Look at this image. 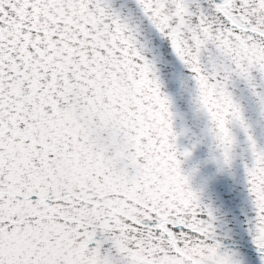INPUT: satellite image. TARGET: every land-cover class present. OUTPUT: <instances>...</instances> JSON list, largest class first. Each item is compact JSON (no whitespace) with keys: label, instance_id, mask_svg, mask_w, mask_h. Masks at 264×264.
Wrapping results in <instances>:
<instances>
[{"label":"snow or ice","instance_id":"1","mask_svg":"<svg viewBox=\"0 0 264 264\" xmlns=\"http://www.w3.org/2000/svg\"><path fill=\"white\" fill-rule=\"evenodd\" d=\"M0 264H264V0H0Z\"/></svg>","mask_w":264,"mask_h":264}]
</instances>
